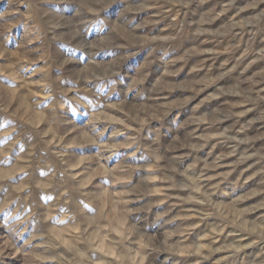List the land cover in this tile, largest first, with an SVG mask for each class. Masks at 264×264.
Returning <instances> with one entry per match:
<instances>
[{
	"label": "rangeland",
	"instance_id": "374dc122",
	"mask_svg": "<svg viewBox=\"0 0 264 264\" xmlns=\"http://www.w3.org/2000/svg\"><path fill=\"white\" fill-rule=\"evenodd\" d=\"M0 264H264V0H0Z\"/></svg>",
	"mask_w": 264,
	"mask_h": 264
},
{
	"label": "bare ground",
	"instance_id": "6f19581e",
	"mask_svg": "<svg viewBox=\"0 0 264 264\" xmlns=\"http://www.w3.org/2000/svg\"><path fill=\"white\" fill-rule=\"evenodd\" d=\"M5 177V176H4ZM249 255V254H248Z\"/></svg>",
	"mask_w": 264,
	"mask_h": 264
}]
</instances>
